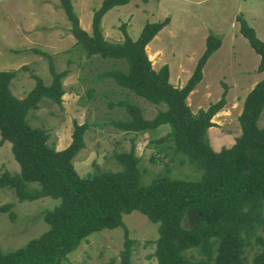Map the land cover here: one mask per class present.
I'll use <instances>...</instances> for the list:
<instances>
[{"label": "trees", "instance_id": "obj_1", "mask_svg": "<svg viewBox=\"0 0 264 264\" xmlns=\"http://www.w3.org/2000/svg\"><path fill=\"white\" fill-rule=\"evenodd\" d=\"M130 1L103 0L94 12L92 34L81 27L72 0H60V4L76 44L87 57L98 55L127 62L128 71H111L104 76L112 77L120 88L139 98L166 106L147 120L139 106L125 101L122 105L129 119L115 125L136 134L168 125L170 132L157 143H172L159 149L164 157L173 154L170 162L145 186L140 158L132 147V152L117 156L120 171L81 178L73 161L86 146L89 123L80 125L75 121L71 144L58 151L48 144V132L32 127L28 121L29 114L46 100L63 104L66 93L62 81L69 70L57 72L53 57L36 51L50 61L53 81L47 86L32 73L36 85L24 99L17 98L10 88L17 71H0V145L9 142L20 165L19 173L7 171L0 176V189L13 190L19 203L47 197L60 200L58 206L44 213L48 231L14 251L4 252L0 246V264H62L94 233L125 226L124 215L135 211L159 226L155 241L158 264H249L248 253L254 249L251 263L264 264V128L258 125L264 111V79L245 99L239 117L241 135L236 143L215 150L209 131L216 127L214 117L227 105V85L223 84L225 90L219 101L196 113L188 98L204 79V68L221 48L222 40L210 34L192 76L184 87H175L170 82L169 67L155 70L146 51L169 25L170 18L146 23L136 40L125 27L121 43L105 39L103 18ZM238 21L241 34L260 56L258 72L264 73V41L244 17L238 16ZM179 167H188L197 179L173 178L174 168ZM14 206H2L0 211L9 212L15 220V213L10 212ZM125 238L121 264H132L134 241L127 228Z\"/></svg>", "mask_w": 264, "mask_h": 264}, {"label": "rangeland", "instance_id": "obj_2", "mask_svg": "<svg viewBox=\"0 0 264 264\" xmlns=\"http://www.w3.org/2000/svg\"><path fill=\"white\" fill-rule=\"evenodd\" d=\"M103 0H72L81 27L92 34L94 12ZM238 16L246 19L259 39L264 41V0H131L128 5L116 7L102 20V31L110 43L124 40L127 34L136 40L146 23L170 18V23L146 47L153 68L167 65L170 82L184 87L192 76L199 58L206 49L210 34L222 40L221 48L208 60L204 79L191 93L188 103L196 113L219 101L227 85L226 107L214 117L216 127L209 131L215 150L232 147L241 135L239 117L249 92L264 78L258 72L260 56L241 34ZM36 51L53 57L57 72L69 70L63 79V104L50 100L28 116L30 125L48 132V144L56 150L66 149L72 142L74 122H88L85 148L74 159V167L81 178L100 172L122 169L117 156L132 152L140 158L142 183L148 186L164 172L172 153L164 157L157 141L170 132L168 125L154 132L128 133L115 123L129 119L123 102L135 104L143 110L144 118L153 119L164 104H153L123 90L112 77L104 74L128 71L125 60L103 59L98 55L87 57L71 34L60 0H0V71H17L11 83L12 93L24 99L36 85L32 73L50 86L53 75L50 61ZM28 67L29 71L23 70ZM264 128V111L258 121ZM1 141V134H0ZM173 166V165H172ZM173 168V167H172ZM16 174L20 165L12 153L11 144L0 145V176L5 172ZM195 172L188 167L174 168L171 176L195 180ZM15 204L10 212L0 211V246L4 252L24 247L32 239L48 231L44 213L53 210L60 200L50 197L19 203L15 192L0 189V207ZM125 226L94 233L68 256L62 264H121L125 244V228L134 241L132 264H158L155 241L159 238L158 224L140 212L124 215ZM261 233V232H260ZM262 234V233H261ZM256 250L248 253L249 264Z\"/></svg>", "mask_w": 264, "mask_h": 264}, {"label": "crops", "instance_id": "obj_3", "mask_svg": "<svg viewBox=\"0 0 264 264\" xmlns=\"http://www.w3.org/2000/svg\"><path fill=\"white\" fill-rule=\"evenodd\" d=\"M264 79V78H263ZM250 93V92H249Z\"/></svg>", "mask_w": 264, "mask_h": 264}]
</instances>
